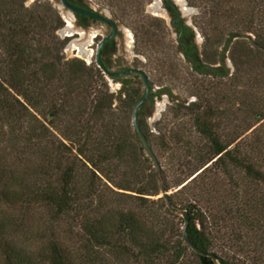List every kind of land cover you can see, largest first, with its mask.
Masks as SVG:
<instances>
[{
  "label": "trees",
  "instance_id": "obj_1",
  "mask_svg": "<svg viewBox=\"0 0 264 264\" xmlns=\"http://www.w3.org/2000/svg\"><path fill=\"white\" fill-rule=\"evenodd\" d=\"M25 1L0 0V264H264V0H203L206 41L196 68L204 63L205 70L195 75L228 80L204 50L211 34L226 32L222 54L229 52L232 81L224 94L211 86L197 102L174 108L190 116L197 141L184 157L173 151L171 178L158 159L168 145L152 138L143 117L167 90L137 113L164 189L175 191L169 202L188 214L187 239L217 263L184 244L183 220L176 227L162 198L149 199L159 184L131 123L142 87L122 80L124 98L112 109L96 67L62 62L58 13ZM244 73L254 74L245 90L238 87ZM229 114L233 131L223 140ZM173 132L178 152L182 136ZM248 132L249 140H239ZM236 172L235 188L226 190Z\"/></svg>",
  "mask_w": 264,
  "mask_h": 264
},
{
  "label": "rangeland",
  "instance_id": "obj_2",
  "mask_svg": "<svg viewBox=\"0 0 264 264\" xmlns=\"http://www.w3.org/2000/svg\"><path fill=\"white\" fill-rule=\"evenodd\" d=\"M96 1L98 3L100 2V0L99 1L96 0ZM204 1L202 0V2H200V0H183L185 10H196L198 14V17H190V27H196L199 49L202 48V45H204L206 41L204 40L205 38L203 34L205 29L203 25L201 24L202 23L201 21L204 17V15L202 14H204L205 12L203 10V7H205ZM38 3L49 4L58 13L60 18H62L58 10L56 9L54 3L52 2V0L38 2ZM34 4L35 3L24 5V6L26 8H30ZM62 20L64 21L63 18ZM63 28L61 30H58L57 32H63ZM227 30L229 32H232L233 31L232 26L228 25ZM57 32L55 33V37L57 38L58 42L59 43L64 42L57 37ZM226 34H227L226 32H224L223 35L221 36L220 35L218 36L215 33L214 35L211 34V36H213V39L212 40L210 39L209 42L211 43L207 44L208 46L206 45L207 47L204 49L206 54L212 57L213 62L210 65H212L214 68H222L218 60H219V57L221 55V52L226 42V38H227ZM208 35H210V33H208ZM76 36L77 34L73 35L71 38H68V39L67 37L69 36L65 37L64 46L61 48L59 47L60 48L59 56L62 58V62H69L72 60H77V54L66 59L65 50H64ZM216 37L217 39L215 40ZM163 39L164 40H162L160 45L153 49H147V50L141 49V50H138L137 53L133 52L132 48H127V50L129 52L133 66L145 72L151 84H153V89L168 88L169 93L176 105V106L162 108L159 123H155L151 125H148L145 114L143 112V117L151 133H153L152 138L156 140V138H159V136L160 137L163 136L168 145L167 149L162 154L158 153V156H159L158 159L160 160V165L164 167L167 173V176L171 178V176H173L175 171H177L175 162L171 161V155L173 154V151L175 152V154L181 157H184L188 152L187 143H190V146H192V144L194 145V143H196L197 141V139L195 138V134L193 130L191 129L192 119L190 118V116H187L184 112H180L177 114L175 113L174 108H177L180 105L187 106L188 104L197 102V97H199V95H201L204 90H207L211 86L213 87L220 86L221 88H223L221 89L222 90L221 93L224 94L226 90L228 91L229 84H231L230 81L232 80L229 77H226L228 80L226 79L219 80L217 78H212L210 75H206L205 77H202L199 75L191 74V70L189 66L183 63L182 57H177L178 52H176L175 44H174L175 37L166 36ZM126 40L129 41L130 39L127 38ZM139 53H141L142 55ZM135 56H138V60H136L137 57ZM81 62L84 63L86 67H95V65L91 63L93 62L91 58H90V62H85V61H81ZM226 62H227V67L232 66L229 60V52H227V55H226ZM253 75L254 74H251V73H244L243 75L244 83H241L238 87H240V89L242 88L245 90V87L247 86L246 85L247 81L251 80L253 78ZM103 82H105V84L107 85L109 93L113 95L112 109H115L116 97L110 85V82L109 80H103ZM215 92L218 94L217 91ZM91 98L92 97H90V99ZM229 107L231 106H229V104H226L225 102L222 105L223 109L229 110ZM261 107H263L264 109V99H263V102L261 103ZM38 119L41 122H43V118L41 116H38ZM106 119L111 120L110 118H106ZM113 119L115 120L114 122H116L115 123L116 125L124 124V122L120 121L121 119L120 117L118 118L114 117ZM226 119L227 120L224 121V126L220 130V134L223 140L224 138H226V134H231V132L233 131L232 122L235 118L233 119L232 115L229 114V116ZM177 130L180 133V136H182V142H183L182 146H184V147L181 146V149H179L178 152L175 149L171 150L173 149V145H172L173 141L172 139H170L173 136V133H174L173 131H177ZM54 133H57V132H54ZM249 133L250 132L242 136L239 140H246V137L247 138L249 137L248 138L249 140L251 138ZM263 135H264V129H263ZM154 151L157 153V149L155 146H154ZM189 152L193 154L194 149L189 150ZM236 173L237 174L234 175V177H232L230 181H227V183H225L226 190H230V189L233 190L235 188L234 187L235 178L241 177L240 173L238 172ZM174 192H175L174 189H170L168 190L167 193L169 195H172ZM159 196L160 195L156 197H149V199L156 201L159 198ZM201 206L203 209L205 208L204 205H201ZM155 209L158 210L159 214L164 213V209L160 208V205L155 206ZM176 216L178 218L177 220L174 221V223L176 227H180L181 226L180 220L182 221V218L178 214ZM166 235L171 236L172 233L170 231H166ZM18 236H21V235L19 234ZM242 258H243L242 260H248V258L245 259V257L243 256ZM188 259H191V258L188 257ZM247 264H249V262Z\"/></svg>",
  "mask_w": 264,
  "mask_h": 264
},
{
  "label": "flooded vegetation",
  "instance_id": "obj_3",
  "mask_svg": "<svg viewBox=\"0 0 264 264\" xmlns=\"http://www.w3.org/2000/svg\"><path fill=\"white\" fill-rule=\"evenodd\" d=\"M54 1L60 6L59 0ZM65 1L71 6L98 17L73 14L64 9L73 18V28L83 31V54H85L84 52L87 48H94L90 58L93 60L91 63L96 68V50L105 38L110 37L100 48L99 60L109 73H113L129 68L141 70L135 66H126L122 68L116 67L118 69L113 71L112 65L121 63V59L117 56L118 49L132 48L133 52L137 53L141 49L156 48L164 40V37L174 36L175 50L181 55L192 73L199 75L204 73V63H202L204 66L200 69V73L197 72L196 67L201 64L199 62L202 58L200 54L201 49L198 47L195 30L184 21L183 0H100L99 3L96 0ZM60 19L63 25L59 30L63 27H68V25L64 24L62 18ZM72 36L67 37V39ZM125 38L130 40L127 41ZM135 57L138 60V56ZM100 73L106 78L101 71ZM143 73L145 74V72ZM147 79L149 81L150 92L146 100L150 101V96L157 91H154L148 77ZM108 80L119 83L121 88L122 80H131L133 86L140 85L142 87V96L145 93L142 80L136 74ZM152 99V103H154L158 97L154 96Z\"/></svg>",
  "mask_w": 264,
  "mask_h": 264
},
{
  "label": "water",
  "instance_id": "obj_4",
  "mask_svg": "<svg viewBox=\"0 0 264 264\" xmlns=\"http://www.w3.org/2000/svg\"><path fill=\"white\" fill-rule=\"evenodd\" d=\"M43 1H48V0H27L24 3V5L43 2ZM52 2L54 3V5H55L56 9L58 10L59 14L61 15V17L64 19V24L68 25V27L63 28V32H57V37L65 42V37L77 34V36L72 40V42L64 49L66 59L77 54V60L90 62V55H91L92 51H94V48L93 47L87 48V50L84 52L85 54H83V31L79 30V29L76 30L73 28V25H72L73 18L68 12L73 13V14H78V15L95 17V18H98V17H96V16H94V15H92L86 11H83L81 9H78L74 6H71L65 0H59L60 6L57 4L56 1L52 0ZM64 9H66L68 12L65 11ZM183 17H184L185 23L190 26V17H198V14H197L196 10H185L184 5H183ZM191 28L193 30H195L196 40H197L196 27H191ZM109 39H110V37L105 38L98 45L97 50H96L95 64H96L97 68L107 78L106 79L103 77V80H108L111 78H118V77L127 76V75H131V74L138 75L142 80L145 93L136 102L135 106L133 107L132 116H131V123H132L133 131H134L135 135L137 136V138L139 139L146 156L150 159V161L152 162V164L154 166L156 178H157V181L159 184V195H160L159 198H162L165 201L166 208L171 213H174L176 215L178 214L181 216V218L183 220L182 237L184 240V244L187 245L196 254L203 256V257L210 258L214 263H217L216 256L214 254L203 253V252L199 251L187 239L186 229H187V226L189 223L188 214L185 211H177V210L173 209L171 203L169 202V194L165 191L164 186H163V181L161 178V169H160L159 163H158L154 153L149 148L145 137L142 135V133L139 129L138 120H137V113H138L139 107L146 100V98L150 92L149 81L147 79V76L141 70L131 69V68L125 69V70H120V71L113 72V73H109L99 60L100 48ZM126 39L127 38H125V40ZM234 41H235V39L232 42H234ZM224 47H225V45H224ZM224 47H223V49H224ZM222 52H223V50H222ZM222 52H221V55L219 57V60H221V63L220 62L219 63L221 64L223 70L228 73L227 77H230V75L233 73V67L232 66L227 67V62H226L227 52H225L223 54H222ZM117 56L121 59V63L118 65H112L113 71L118 69L116 67L122 68V67H126V66H133L127 48L118 49ZM177 57H181V55L179 53H177ZM183 63H185V62L183 61ZM191 74H194V73H192V71H191ZM109 82H110V85H111L113 92L115 94V97H116V100H115V108H116L120 104L122 99L124 98V94L120 92L121 91V85L119 83L111 81V80H109ZM152 86H153V84H152ZM163 89H166L167 91H164L158 97V99H156L154 101V103L151 106H148V108L144 110V114H145L148 125L159 123L162 108L176 106L171 95H170V93H169L168 88H163ZM163 89H154V91H160Z\"/></svg>",
  "mask_w": 264,
  "mask_h": 264
}]
</instances>
